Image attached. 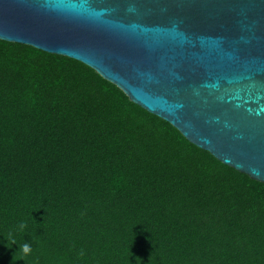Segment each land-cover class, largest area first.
Segmentation results:
<instances>
[{"label": "trees", "instance_id": "1", "mask_svg": "<svg viewBox=\"0 0 264 264\" xmlns=\"http://www.w3.org/2000/svg\"><path fill=\"white\" fill-rule=\"evenodd\" d=\"M0 264H264V181L83 61L0 38Z\"/></svg>", "mask_w": 264, "mask_h": 264}, {"label": "water", "instance_id": "2", "mask_svg": "<svg viewBox=\"0 0 264 264\" xmlns=\"http://www.w3.org/2000/svg\"><path fill=\"white\" fill-rule=\"evenodd\" d=\"M0 38L83 61L264 181V0H0Z\"/></svg>", "mask_w": 264, "mask_h": 264}, {"label": "clouds", "instance_id": "3", "mask_svg": "<svg viewBox=\"0 0 264 264\" xmlns=\"http://www.w3.org/2000/svg\"><path fill=\"white\" fill-rule=\"evenodd\" d=\"M27 227L26 221H20L18 228L19 230H24ZM8 238L11 240V243L17 244L15 237L12 234V231H9ZM18 245V251L21 253V257L23 259V256L31 252V245L27 242H24L23 244H17ZM83 250H81L80 255H83Z\"/></svg>", "mask_w": 264, "mask_h": 264}]
</instances>
